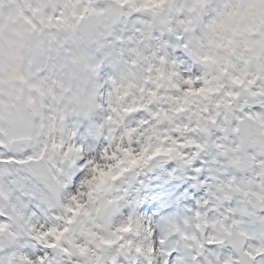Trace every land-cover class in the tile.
<instances>
[{
  "label": "snow or ice",
  "instance_id": "snow-or-ice-1",
  "mask_svg": "<svg viewBox=\"0 0 264 264\" xmlns=\"http://www.w3.org/2000/svg\"><path fill=\"white\" fill-rule=\"evenodd\" d=\"M0 264H264V0H0Z\"/></svg>",
  "mask_w": 264,
  "mask_h": 264
}]
</instances>
